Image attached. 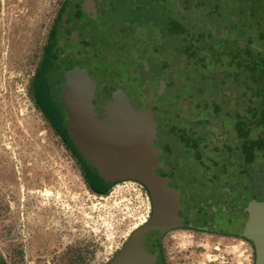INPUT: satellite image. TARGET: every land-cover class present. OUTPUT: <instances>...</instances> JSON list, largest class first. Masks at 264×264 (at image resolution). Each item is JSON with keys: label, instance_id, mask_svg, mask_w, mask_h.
Returning a JSON list of instances; mask_svg holds the SVG:
<instances>
[{"label": "rangeland", "instance_id": "374dc122", "mask_svg": "<svg viewBox=\"0 0 264 264\" xmlns=\"http://www.w3.org/2000/svg\"><path fill=\"white\" fill-rule=\"evenodd\" d=\"M66 1L0 0V256L5 264H109L148 219L146 189L130 178L113 183L104 194L94 190L78 156L38 105L33 81ZM134 2L128 9L126 57L115 47L117 55L104 64L116 85L124 86V101L154 108L169 133H176L173 124L186 122L177 114L178 106L186 114L202 116L198 103L190 100L195 91L177 100L174 91H183L177 76L188 73L199 80L198 68L206 69L212 81L222 73L231 76L234 54L264 71L258 52L206 30L175 0ZM140 5L141 10L136 7ZM135 16L146 22L140 29L133 23L138 21ZM173 20L178 35L166 25ZM207 36L213 37L212 51L225 55L220 61L208 50L199 53L204 67L179 58L187 46ZM164 62L171 65L170 72L161 68ZM225 87L233 91L226 108L233 114L220 120L205 112L202 117L209 121L192 131L193 138H206L200 151L210 175L247 207L251 201H264V153L251 154L247 164L241 151L244 145L254 151L253 141L264 140V127L243 104L244 98L253 99L263 107L264 88L257 89L249 74L228 78ZM235 113L246 117L240 121ZM237 122H242L241 131ZM164 242L166 264L256 263L254 245L237 236L176 230Z\"/></svg>", "mask_w": 264, "mask_h": 264}, {"label": "flooded vegetation", "instance_id": "af4514ba", "mask_svg": "<svg viewBox=\"0 0 264 264\" xmlns=\"http://www.w3.org/2000/svg\"><path fill=\"white\" fill-rule=\"evenodd\" d=\"M131 3L134 0H67L35 75L33 89L38 105L78 156L94 190L104 194L113 183L130 178L146 189L150 209L145 225L154 218L158 203L170 206L175 213L192 205L187 198L185 202L180 198L173 201L181 185H175L171 175L154 165L153 154L143 146L148 135L142 120L118 110L130 104L124 101V86L116 85L104 64L114 59L116 48L123 52L121 57H126L124 37L131 28ZM136 7L141 10L142 5ZM136 18L138 21L133 23L140 29L145 21ZM140 105L132 106L137 110L147 108ZM176 135L185 151L209 173L202 152L191 148L185 137ZM176 230L206 231L191 226L166 231L161 247L163 264L164 240Z\"/></svg>", "mask_w": 264, "mask_h": 264}, {"label": "water", "instance_id": "95a60500", "mask_svg": "<svg viewBox=\"0 0 264 264\" xmlns=\"http://www.w3.org/2000/svg\"><path fill=\"white\" fill-rule=\"evenodd\" d=\"M175 1L219 38L264 53V0ZM118 110L142 120L148 135L143 146L153 154L154 165L181 185L173 201L187 198L192 206L175 213L158 203L154 218L133 233L109 264H163L164 233L180 226L249 239L256 251L255 264H264V201L254 200L244 207L234 200L231 189L222 187L185 151L180 137L167 131L154 108L137 110L129 105ZM0 264H5L1 256Z\"/></svg>", "mask_w": 264, "mask_h": 264}, {"label": "trees", "instance_id": "16d2710c", "mask_svg": "<svg viewBox=\"0 0 264 264\" xmlns=\"http://www.w3.org/2000/svg\"><path fill=\"white\" fill-rule=\"evenodd\" d=\"M177 21L173 20L172 22L170 21L167 25L168 26H172V28L170 27L171 31L176 32L177 30L174 29L176 28ZM165 30V29H164ZM163 30V31H164ZM204 33V32H203ZM171 34V33H170ZM176 34L178 35V32H176ZM205 34V33H204ZM212 35V34H211ZM205 36V35H202ZM213 37H215L214 35H212ZM211 36H207L206 39L199 37V39H197V44H192L190 46H187L184 49V52L179 53L181 59H183L185 61V63L188 64H192L194 66H203L204 67V61L205 58L200 56V52L203 50H208L211 53V57L213 59H217V61H220L221 59V55L222 57L225 56L223 54L219 55V51L214 50L212 51V45H213V41ZM230 42L231 45L232 44H239L237 42H232V41H227ZM202 44V45H200ZM241 45V44H239ZM246 48L247 46H244ZM252 49V48H251ZM228 50V49H227ZM255 50V49H254ZM229 51V50H228ZM256 52H258V55L261 57V62L264 63V53L255 50ZM238 54V53H237ZM231 55V54H229ZM235 55V54H234ZM234 55H231V62L233 64V66L231 65V67L229 68L231 71V76L228 75V73H222L221 74V78L219 80H211V78H209L208 72L206 69H202L200 70L199 68L195 70V73L199 75V80H193L194 78L191 77V75L184 74V75H179L177 76V78H180V82L182 84L181 88H183V91L181 89H176V91H174L175 93L178 94L177 100L179 97H182V95L184 94H188L187 92L190 90L195 91V96L192 97V95L190 96V100L196 101L199 105L200 108V112H202V116L205 114V112H209L211 114V118L213 119H220V117H226V115L228 116L229 114L232 115L233 113H229L226 108L229 105V102L231 101L232 98V90H229L228 88H226V81L228 78L230 79H239V77H244V76H250V82L258 89L259 87H263L264 88V71L261 69L262 67H260V64H253V63H248L245 64V61L242 59V57L240 55H236L237 57H235ZM216 61V62H217ZM202 62V63H200ZM161 68L163 70H165L166 72H170L171 70V65L168 62H164L161 66ZM166 82L168 81L167 79L165 80ZM170 81V80H169ZM170 84V82H169ZM250 85V84H249ZM264 90V89H262ZM187 91V92H186ZM210 95L212 97H210ZM264 95V94H263ZM256 98L257 95H255ZM195 100H194V99ZM213 98V100H212ZM222 100L221 102H219L218 100ZM246 101L243 106L246 107V109L250 108V110L253 112V116L252 118L254 120H256V124L258 125H262L264 127V106L262 107L260 104L258 103H254L253 99H245ZM248 104H250V106H248ZM254 104H256L255 107H252ZM174 109V108H173ZM176 109V107H175ZM174 109V110H175ZM248 110V111H250ZM185 109H181L178 106L177 109V114L184 120H186L185 123L183 124H173L171 126V129L176 131L177 134H181V136L186 138V141L191 145V146H195L194 148H197L198 150H200V145L203 142V144H205V142L207 141L206 138H193V132L192 131H197L199 130L200 126L204 125L206 121H209V118L207 117L206 119H204V117L202 116H192L189 113H184ZM181 114H184L183 116ZM238 117V120L240 118H245V117H241L240 114L235 113ZM223 119V118H222ZM240 119V121L242 120ZM221 120V119H220ZM241 124L242 122H237L236 123V129H238L239 131L242 130L243 127H238V124ZM207 124V123H206ZM240 128V129H239ZM242 135V133H241ZM237 136H240V133L237 134ZM264 137V135H263ZM262 137V138H263ZM238 137L235 138V143H238ZM254 143L257 144V147L253 148L250 146L245 147V145L243 146L242 149V156L245 158V162L247 163V159L250 158V155L257 153V152H262L264 153V140L263 139H258L253 141ZM234 143V141L231 144H227L228 147H232V144ZM228 149V148H227ZM252 151V152H251ZM252 156V159H253ZM250 164V163H247ZM249 242H251L249 239H245ZM252 243V242H251Z\"/></svg>", "mask_w": 264, "mask_h": 264}]
</instances>
